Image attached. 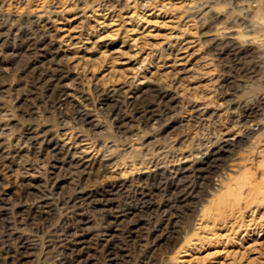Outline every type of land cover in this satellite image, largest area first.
I'll use <instances>...</instances> for the list:
<instances>
[{
  "label": "rangeland",
  "instance_id": "1",
  "mask_svg": "<svg viewBox=\"0 0 264 264\" xmlns=\"http://www.w3.org/2000/svg\"><path fill=\"white\" fill-rule=\"evenodd\" d=\"M0 264H264V0H0Z\"/></svg>",
  "mask_w": 264,
  "mask_h": 264
},
{
  "label": "bare ground",
  "instance_id": "2",
  "mask_svg": "<svg viewBox=\"0 0 264 264\" xmlns=\"http://www.w3.org/2000/svg\"><path fill=\"white\" fill-rule=\"evenodd\" d=\"M181 58V57H180ZM67 91V90H66ZM64 95H65V98H64V100H66L67 99V97H68V94L67 93H65L64 92ZM132 96V95H131ZM138 96V95H137ZM134 99H136V96H135V98ZM133 99V100H134ZM234 135V134H233ZM239 135V134H238ZM237 137V136H236ZM225 139V138H224ZM236 139V138H235ZM232 140H234V137H231L230 135H229V137L225 140V144H226V142H228V141H232ZM234 142V141H233ZM81 153V152H80ZM105 158V157H104ZM82 160H83V162H85V164L87 163H89V162H91V160H92V157H91V155L89 154V152H87V151H85L84 152V155H83V158H82ZM100 160V159H99ZM93 161V160H92ZM81 162V161H80ZM86 164V165H87Z\"/></svg>",
  "mask_w": 264,
  "mask_h": 264
}]
</instances>
